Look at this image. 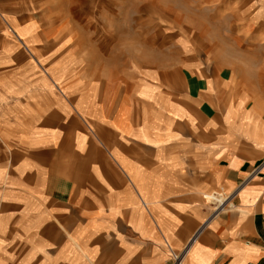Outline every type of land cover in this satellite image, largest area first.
Returning <instances> with one entry per match:
<instances>
[{
    "label": "crops",
    "instance_id": "crops-1",
    "mask_svg": "<svg viewBox=\"0 0 264 264\" xmlns=\"http://www.w3.org/2000/svg\"><path fill=\"white\" fill-rule=\"evenodd\" d=\"M88 2L0 0V264H264V0L139 72Z\"/></svg>",
    "mask_w": 264,
    "mask_h": 264
},
{
    "label": "rangeland",
    "instance_id": "rangeland-1",
    "mask_svg": "<svg viewBox=\"0 0 264 264\" xmlns=\"http://www.w3.org/2000/svg\"><path fill=\"white\" fill-rule=\"evenodd\" d=\"M253 3L256 0H89L73 4V11L89 14L85 41L118 45L108 54L122 71L136 66L139 72L175 66L179 44L201 45L202 59L216 46L231 50L235 41L229 31L246 24Z\"/></svg>",
    "mask_w": 264,
    "mask_h": 264
},
{
    "label": "built area",
    "instance_id": "built-area-1",
    "mask_svg": "<svg viewBox=\"0 0 264 264\" xmlns=\"http://www.w3.org/2000/svg\"><path fill=\"white\" fill-rule=\"evenodd\" d=\"M211 197H212V199H211ZM205 199L207 201H209L210 203L217 204L216 208L214 209L215 211H217L219 209L221 210V209L224 208L223 205H224V203H226V201H228L229 197H224L221 192H217V193H211L210 194V199H207L206 196H205ZM172 261H173L174 264H182L181 256L177 255V254H172Z\"/></svg>",
    "mask_w": 264,
    "mask_h": 264
}]
</instances>
